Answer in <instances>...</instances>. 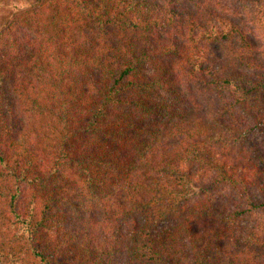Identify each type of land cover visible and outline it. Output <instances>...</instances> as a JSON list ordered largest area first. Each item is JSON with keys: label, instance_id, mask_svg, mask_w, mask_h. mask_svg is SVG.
<instances>
[{"label": "trees", "instance_id": "16d2710c", "mask_svg": "<svg viewBox=\"0 0 264 264\" xmlns=\"http://www.w3.org/2000/svg\"><path fill=\"white\" fill-rule=\"evenodd\" d=\"M211 1L32 0L1 20L0 264H264L263 229L232 233L264 214L260 20ZM205 180L237 193L222 257L210 209L162 227Z\"/></svg>", "mask_w": 264, "mask_h": 264}, {"label": "rangeland", "instance_id": "374dc122", "mask_svg": "<svg viewBox=\"0 0 264 264\" xmlns=\"http://www.w3.org/2000/svg\"><path fill=\"white\" fill-rule=\"evenodd\" d=\"M32 0H0V22L1 20L10 12H13L14 9H20L28 5ZM213 8H215L218 11L226 12L230 15H233V17L236 19H240L245 23V15H247V19L251 20L254 19L247 13H252L253 16H255L257 19L260 20L257 23H252L253 20H251V25L254 26L256 29V32L259 34L257 39L260 40L262 44H264V0H259L257 2H245V0H212L211 1ZM243 110L239 111V119L243 120L241 117V113ZM252 142L257 146L259 150H264V136L262 134H255L253 136ZM245 151V146H244ZM232 157H241V154H238L235 150H232ZM242 162V161H241ZM211 180V179H210ZM210 180H205L204 184L198 187L200 189L195 188L194 191L190 192L187 197H185V208L179 212L178 215L175 217L171 216L170 220L167 223L162 224L163 228L164 226L170 225L175 226L177 224V220H184L189 212H201L207 209H210L212 211V217L214 218L211 223L215 226L222 223L224 228H217L216 237H213L214 240L221 244V247H224L222 245L223 243L226 244L225 250L226 252L221 253L219 252V256H226L228 255L231 247V243H229L230 236L227 234L223 235V230H225V227L232 228V224L227 223L226 221L222 220L219 224H216L218 220H216V211H222L223 213H229L230 211H233L234 209V200L236 199L237 193L232 191L233 189L229 188V186H212V183ZM211 184V185H210ZM83 193V192H82ZM81 193V197H84ZM75 201L78 204H81V206H85L86 203L82 202L78 196H75ZM181 205V203H180ZM260 227V230H264V214L261 213H255L253 216H247L241 219L237 229L234 227L232 229L233 236L238 237L239 239H244L245 231L246 229L252 228V227ZM161 228V227H159ZM194 230H197V225L194 226ZM221 231V232H220ZM242 235V237H241ZM241 237V238H240ZM178 242H176V248L181 249L182 244L178 246ZM189 245H187L188 247ZM173 249H169L168 252H172ZM191 255L194 254V250H192ZM220 251V250H217ZM222 251V250H221ZM235 251H237L235 249ZM189 254V253H188ZM245 258V257H244ZM182 264H196L195 261H193L191 258H188L184 263Z\"/></svg>", "mask_w": 264, "mask_h": 264}]
</instances>
